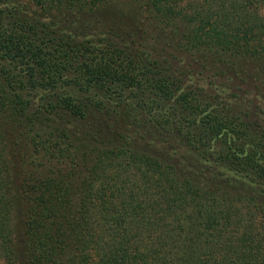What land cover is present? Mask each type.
Returning a JSON list of instances; mask_svg holds the SVG:
<instances>
[{
    "label": "trees",
    "instance_id": "obj_1",
    "mask_svg": "<svg viewBox=\"0 0 264 264\" xmlns=\"http://www.w3.org/2000/svg\"><path fill=\"white\" fill-rule=\"evenodd\" d=\"M0 264H264V0H0Z\"/></svg>",
    "mask_w": 264,
    "mask_h": 264
}]
</instances>
